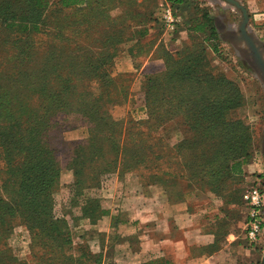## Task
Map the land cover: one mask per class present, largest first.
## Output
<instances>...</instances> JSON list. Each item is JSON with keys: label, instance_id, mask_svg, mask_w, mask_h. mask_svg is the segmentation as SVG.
<instances>
[{"label": "trees", "instance_id": "16d2710c", "mask_svg": "<svg viewBox=\"0 0 264 264\" xmlns=\"http://www.w3.org/2000/svg\"><path fill=\"white\" fill-rule=\"evenodd\" d=\"M164 1L176 17L184 0ZM23 2L29 0H0V264H25L7 246L15 221L29 232L31 244L41 240L43 256L54 257V248H62L46 244L49 238L69 242L52 218L63 168L59 154L72 176L70 205L92 224L108 213L93 194L103 178L133 172L140 173L142 186L163 187L170 203L209 195L224 207L242 205L254 139L247 122L232 117L244 104L238 87L207 65L219 39L206 9L189 10L184 27L177 24L172 33L185 32L197 45L175 53L156 47L164 69L142 77L146 119L125 122L109 113L130 90L125 83L131 75L111 76L115 59L124 49L133 60L149 55L155 42H143L165 29L160 0L46 1L19 11L27 21L8 10ZM176 122L183 134L172 146L165 131ZM79 129H86L85 139L60 141L63 133ZM224 220L215 230L209 225L216 242L203 252L221 249L230 227ZM145 264L173 263L161 258Z\"/></svg>", "mask_w": 264, "mask_h": 264}, {"label": "rangeland", "instance_id": "374dc122", "mask_svg": "<svg viewBox=\"0 0 264 264\" xmlns=\"http://www.w3.org/2000/svg\"><path fill=\"white\" fill-rule=\"evenodd\" d=\"M15 0H6V2H13ZM20 2L21 0H16ZM25 1V0H23ZM52 2L54 0H29L27 4L23 2L20 8H11L15 13L16 17H23L27 21V16H19V11L25 12V10L30 11L32 7H37L40 3ZM235 1L246 13L247 25L244 28L245 35L253 39V42L257 46L259 51V58L264 62V0H231ZM164 3V0H160V3ZM190 6V8L184 9V6ZM205 6L207 8H205ZM14 7V6H12ZM197 7V9H206L209 19H211L216 34L219 39L218 44H216L217 52L209 55V65L210 68L214 70L216 75H224L229 81L234 82L238 87L244 104L243 107L234 111L232 117L235 120L245 121L250 126L253 134L254 145H255V155L253 157L252 164L249 168L245 169L246 177L244 183L241 186L242 194L241 199L246 195L247 191L251 188H257L261 192H264V75L257 69L253 59L251 58V51L246 47V45L239 41V27L242 22L243 13L238 11L233 5L225 0H184L182 5L176 10V18L178 25L184 27L183 22L189 19V10ZM3 14V13H2ZM30 19V18H28ZM18 20V19H16ZM170 41H176L171 47ZM194 41V40H193ZM190 37L185 32H181L178 36L165 31L162 33H157L152 31L150 36L144 41L145 45L150 42H155V46L163 47V45H168L167 49L175 53L179 51L184 46H193L198 44V40L193 42ZM143 43L141 44L143 46ZM214 42H211V44ZM130 46V45H128ZM154 46V47H155ZM131 47V46H130ZM129 47V48H130ZM128 48V49H129ZM165 49V48H164ZM121 54L119 53V58L115 59L117 64V69H113L111 76L116 77L118 75H130L122 71H127L131 68L134 70V65L141 66L147 61L146 56H139L136 60H131L128 62V66H121ZM157 54L153 57L155 58ZM124 58L127 57L124 55ZM157 61V60H156ZM154 62L152 60L148 61L147 66L154 68V70L160 71L163 68L161 63ZM162 65V66H161ZM146 66V67H147ZM148 67V68H149ZM120 71V72H119ZM135 73V74H134ZM129 80L125 83L128 88L127 99L121 104H114L109 107V113L116 120L127 121L132 119L134 121L145 120L144 112V100L141 90L139 88V76L137 77L136 72L130 76ZM182 129L179 123H175L169 129L165 131V135L171 137L170 144H176L182 137ZM86 129H79L74 131H68L61 135L60 141L65 143H71L73 141H80L86 138ZM61 165L63 166L60 173V179L57 191L53 194L52 201V218L59 220L63 230L69 236V242L63 243L62 237L56 239L54 242L49 238L46 240V244H51L53 247L56 244H61L62 248L59 251L54 248L53 255L50 257L48 254L43 256L45 253L44 249L37 245V242L41 241L34 239V243L31 244L32 237L27 232V230L21 226L18 221H15L12 235L7 240V246L10 249L13 257L17 259L20 263L25 264H93V259L95 258L98 264H138L137 254L132 256L130 260H127V255L124 253L123 248V225L129 222L128 216L132 210L134 191L129 188L125 191L122 190L121 179L127 174L118 178L116 176L105 181L103 178L100 188L98 191H94L93 194L100 199L102 209L107 211V215L99 218L94 224L89 220L80 219L81 214L77 208H73L70 205V185L72 183L71 172L64 167V160L62 154H59ZM1 167V166H0ZM131 174V173H130ZM136 180L137 187L143 183L139 177L140 173H132ZM120 181L115 184V180ZM115 196L114 203H108L112 200V196ZM120 196V198H116ZM113 198V199H114ZM191 208L197 213V215H203L200 211L204 210L209 213V217H217L216 211L219 209V203H213L209 210L205 209V203H201L200 199L192 198ZM119 201V202H117ZM130 201V203H129ZM244 201V200H243ZM127 203V204H126ZM129 203V204H128ZM237 212L234 210V214L231 215V219L226 220L230 227L229 231L237 232L239 230V225L237 223ZM216 215V216H215ZM214 222H208L211 229L215 230L219 226L225 224L224 218H216ZM212 220V218H211ZM135 222V221H134ZM202 222L198 220L200 225ZM219 224V226L217 225ZM244 247L248 249H257L258 253V264L262 257L264 238L258 242L250 245L249 242L244 238ZM35 244V245H34ZM60 253H64L63 259L60 257ZM72 257L76 261L67 259L66 257ZM241 252L228 251L224 253V263L223 264H241L240 262ZM46 259V260H45ZM51 259V260H48ZM161 259L157 255L148 254L143 257L140 264H145L148 262H154Z\"/></svg>", "mask_w": 264, "mask_h": 264}, {"label": "crops", "instance_id": "0c3cea01", "mask_svg": "<svg viewBox=\"0 0 264 264\" xmlns=\"http://www.w3.org/2000/svg\"><path fill=\"white\" fill-rule=\"evenodd\" d=\"M205 8L207 7L205 6ZM174 43H176V41H170L169 45L172 47ZM156 47L157 46L153 47L149 55L145 57L147 61L141 66L139 65L138 67V65L132 63L134 70L131 68V70L122 71L130 75L133 71L136 72L137 77H140L139 88L144 75L160 73L164 69L163 67L162 70L156 72L154 68L147 66L150 60L158 62V59L153 57L156 52ZM167 47V44L163 45V48L171 53L172 51L168 50ZM121 53L122 63L119 65L128 66V62L132 60L128 50L124 49ZM124 55L127 59L124 58ZM118 58L119 57H117V59ZM159 63L163 65L161 60ZM114 67L115 69L118 67L116 62ZM143 106H145V103ZM180 121L181 120H179V122ZM181 139L178 142H180ZM249 167L250 166L247 168ZM135 180L136 178L132 173L123 177L121 182L118 179L117 181L115 180V184L120 182L119 185H121L123 191L129 188L134 191L133 200L131 201L133 206L129 209L132 210L131 213L129 212V222L123 225L122 236L123 238L125 237V239L122 246L124 248V253L127 255V260H130L132 256L137 254L139 259L138 264H140V261L143 260L145 255L152 254L173 264H223L225 261L224 253L230 250L234 251L235 249L241 252V264H258L259 257L257 249H248L243 245L246 216L245 196L241 199L242 205L240 207H224L225 204H222L220 199L209 195H201L199 197L200 202L205 203L206 210H209L213 203L221 204L216 211L217 218H224L226 220L231 219L234 210H238L236 220L239 225V230L236 233L230 230L223 236L221 249L218 252L205 253L203 252L206 250L205 248L216 242V236L213 235L208 228V222L214 221L215 217H209V213L204 210L200 211L203 215H197L191 208L193 204L191 200L180 203H170L163 187L157 184L146 186L139 185L137 187ZM183 186L186 185L183 184ZM114 197L113 195L111 197L112 200L108 201L109 199H107L106 201L112 204L116 201ZM116 198H120V196ZM199 219L202 221L200 225L198 224Z\"/></svg>", "mask_w": 264, "mask_h": 264}, {"label": "built area", "instance_id": "2783aa9c", "mask_svg": "<svg viewBox=\"0 0 264 264\" xmlns=\"http://www.w3.org/2000/svg\"><path fill=\"white\" fill-rule=\"evenodd\" d=\"M159 6L165 31L172 33L178 24L177 18L165 1ZM244 199L246 203L245 238L250 245H253L264 238V192L253 187L247 191Z\"/></svg>", "mask_w": 264, "mask_h": 264}, {"label": "water", "instance_id": "95a60500", "mask_svg": "<svg viewBox=\"0 0 264 264\" xmlns=\"http://www.w3.org/2000/svg\"><path fill=\"white\" fill-rule=\"evenodd\" d=\"M225 1H227L228 3L233 5L238 11L243 13L242 22L239 27V36H240L239 41L243 42L246 45V47L251 51V58L253 59L257 69L262 73V75H264V62L259 58V51L257 49V46L253 42V39L245 35L244 28L247 25V16L245 11L235 1H231V0H225ZM259 264H264V247Z\"/></svg>", "mask_w": 264, "mask_h": 264}]
</instances>
